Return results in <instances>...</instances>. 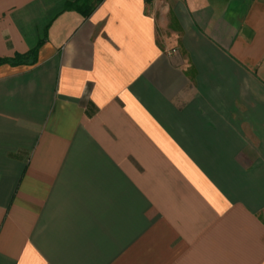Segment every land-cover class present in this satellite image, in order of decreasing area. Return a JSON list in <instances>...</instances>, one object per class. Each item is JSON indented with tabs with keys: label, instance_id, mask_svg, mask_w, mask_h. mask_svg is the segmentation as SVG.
<instances>
[{
	"label": "crops",
	"instance_id": "0c3cea01",
	"mask_svg": "<svg viewBox=\"0 0 264 264\" xmlns=\"http://www.w3.org/2000/svg\"><path fill=\"white\" fill-rule=\"evenodd\" d=\"M0 0V264H264V0Z\"/></svg>",
	"mask_w": 264,
	"mask_h": 264
},
{
	"label": "trees",
	"instance_id": "16d2710c",
	"mask_svg": "<svg viewBox=\"0 0 264 264\" xmlns=\"http://www.w3.org/2000/svg\"><path fill=\"white\" fill-rule=\"evenodd\" d=\"M99 1V0H97ZM96 1V2H97ZM94 4L91 0H65L64 9H72L82 16H87L92 10ZM41 41H39L33 48L24 53H16L10 58H0V64L7 63L10 65L32 64L35 62L37 48Z\"/></svg>",
	"mask_w": 264,
	"mask_h": 264
},
{
	"label": "rangeland",
	"instance_id": "374dc122",
	"mask_svg": "<svg viewBox=\"0 0 264 264\" xmlns=\"http://www.w3.org/2000/svg\"><path fill=\"white\" fill-rule=\"evenodd\" d=\"M97 0H91V4H94L96 3Z\"/></svg>",
	"mask_w": 264,
	"mask_h": 264
}]
</instances>
